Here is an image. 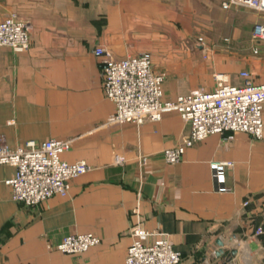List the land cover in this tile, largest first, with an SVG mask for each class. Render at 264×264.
I'll return each mask as SVG.
<instances>
[{"label":"crops","instance_id":"0c3cea01","mask_svg":"<svg viewBox=\"0 0 264 264\" xmlns=\"http://www.w3.org/2000/svg\"><path fill=\"white\" fill-rule=\"evenodd\" d=\"M224 1L0 0V20L14 12L31 25L29 49L0 46V144L70 139L60 158L91 167L67 195L25 205L6 183L15 168L0 163V264H123L135 226L166 233L179 264H264V104L260 137L209 134L166 163L163 150L182 142L188 123L176 111L109 122L114 104L94 52L101 46L122 58L163 46L167 64L151 59L165 73V99L212 90L217 75L238 85L241 70L264 82V40L252 37L264 12ZM195 3L208 29H223L205 37V54L195 37L175 32ZM161 30L174 37L162 42ZM114 154L125 161L115 164ZM211 161L222 163L219 171ZM87 232L100 242L78 254L56 249L65 235Z\"/></svg>","mask_w":264,"mask_h":264},{"label":"built area","instance_id":"2783aa9c","mask_svg":"<svg viewBox=\"0 0 264 264\" xmlns=\"http://www.w3.org/2000/svg\"><path fill=\"white\" fill-rule=\"evenodd\" d=\"M243 6L264 12V0H226L223 8ZM30 22L14 12L0 20V46L14 51L30 47ZM252 37L264 40V21L256 22ZM203 54L208 49L202 36L196 37ZM256 48L253 52L256 53ZM102 72L104 95L114 104L109 122L141 123L161 118L167 111H176L189 125L182 142L163 150L166 163L178 162L186 147L214 133L242 131L260 137L263 131L262 107L264 82L255 83L247 70H241V83L229 84L217 75L212 90L196 89L178 94L174 99L163 97L164 72L153 69L151 54L140 51L134 55L116 58L105 47H95ZM70 139L50 138L40 142L26 141L10 148L0 144V163L15 168L14 175L6 180L11 187L12 198L25 205H34L53 195L65 196L70 181L91 169L84 160L66 162L60 154L70 148ZM113 162L125 161L122 155L114 154ZM217 171L220 161H211ZM221 185L219 190H227ZM261 228L257 229L260 233ZM100 242L93 233L67 234L57 243L56 249L63 254H78ZM181 253L175 250L166 233L160 230H145L139 226L131 230V242L127 247L123 264H179Z\"/></svg>","mask_w":264,"mask_h":264},{"label":"rangeland","instance_id":"374dc122","mask_svg":"<svg viewBox=\"0 0 264 264\" xmlns=\"http://www.w3.org/2000/svg\"><path fill=\"white\" fill-rule=\"evenodd\" d=\"M195 12L192 13L191 11L187 14L189 17L184 18L186 21L184 22H179L178 23V27H177V37H189L190 35L193 37H197V36H202L205 40V37L209 36V37H213L218 33L223 32L222 28H217V27H211L208 29V27H206V22L204 20H201V12L199 7L197 6V4L195 3ZM206 16L207 13H204ZM209 14V13H208ZM174 32V31H172ZM159 34H161V37H159V39L163 42L164 39H169L170 36L174 37V34H170L169 30H161L159 31ZM192 37V38H193ZM156 39V38H155ZM146 40L148 41V38H146ZM138 42H141L142 40L139 38L137 39ZM161 48V49H160ZM140 49H145L143 51H147L151 54V57L153 59L154 62V67L155 66H160L162 67L163 65L167 64V60H166V53L164 51V47L163 46H147L144 45L142 47H140ZM160 72V71H159Z\"/></svg>","mask_w":264,"mask_h":264},{"label":"water","instance_id":"95a60500","mask_svg":"<svg viewBox=\"0 0 264 264\" xmlns=\"http://www.w3.org/2000/svg\"><path fill=\"white\" fill-rule=\"evenodd\" d=\"M218 243L221 244L220 241ZM234 253H235V249L230 250V255H233Z\"/></svg>","mask_w":264,"mask_h":264}]
</instances>
